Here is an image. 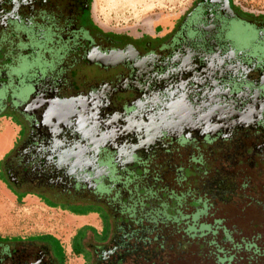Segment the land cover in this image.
<instances>
[{"label":"flooded vegetation","instance_id":"1","mask_svg":"<svg viewBox=\"0 0 264 264\" xmlns=\"http://www.w3.org/2000/svg\"><path fill=\"white\" fill-rule=\"evenodd\" d=\"M258 4L197 0L166 32L157 25L154 36L133 39L101 29L92 0H0V120L17 115L25 127L1 160L0 180L47 210L52 202L101 206L110 237L92 264H130L117 253L138 218L150 213L159 231L175 234L177 209L185 197L196 202L168 194L172 183L150 182L148 171L192 169L202 185L252 176L264 201ZM0 264L57 262L45 245L0 241Z\"/></svg>","mask_w":264,"mask_h":264},{"label":"rangeland","instance_id":"2","mask_svg":"<svg viewBox=\"0 0 264 264\" xmlns=\"http://www.w3.org/2000/svg\"><path fill=\"white\" fill-rule=\"evenodd\" d=\"M196 1L92 0V12L94 21L101 29L136 39L142 35H149L159 24H167L168 29L172 28ZM255 2H258L260 7L264 6V0H255ZM163 28L165 27L161 26L162 33L165 32ZM5 124L13 133V124L16 126V138L12 142V147L25 135L24 124L17 115L12 119L0 120V163L12 149L6 151L5 144L12 140L9 130L4 128ZM19 126L22 127L21 133L18 131ZM4 151L6 152L2 155ZM193 173L196 177L192 176ZM230 173L234 176V171ZM172 174L169 175L161 170L146 173L150 182L152 179H164L168 185L172 183L168 186L172 192H167L168 194L176 196L188 194L196 201L200 198L201 202L191 203L189 197H185L190 205L181 203L180 209H177L174 224L177 233L167 235L168 241L165 247L170 254L162 261L157 260L156 264H221L216 256H224L227 259L223 260L222 264H264V201L261 202L257 198L258 187L252 176L248 178L234 176L232 180L238 196L226 203L209 202L210 205L200 212L199 210L203 208L200 188L204 179L200 180L198 173L193 172L192 169H182L179 173L172 172ZM173 178L178 182H171ZM0 184H2L0 185L1 201L7 204L4 210L0 209V234L3 235L0 236V241L4 243L45 245L49 255L57 264H92V250L101 246L110 237L107 229L108 223L111 222L108 213H105V216L101 214V231L105 229L100 235H97L99 233L95 228L81 226L78 221H73L74 219L69 217V214L73 216L89 214L97 208L101 209V206L94 208L83 205L72 210L63 202H52L45 204L50 208L47 210L29 197L23 199L24 193L14 195V190L11 186H7L4 180H0ZM159 193V190L155 192V194ZM192 204H195L194 208ZM167 210L171 212L173 207L169 205ZM167 214L168 212H164V215ZM163 220L168 221L165 217ZM205 225L209 226V231ZM182 230L188 233L184 234ZM164 233L165 235L170 233L169 229ZM188 234H191L192 238H189ZM178 240L186 243L185 255L174 253Z\"/></svg>","mask_w":264,"mask_h":264},{"label":"trees","instance_id":"3","mask_svg":"<svg viewBox=\"0 0 264 264\" xmlns=\"http://www.w3.org/2000/svg\"><path fill=\"white\" fill-rule=\"evenodd\" d=\"M174 124L175 123H173V125ZM169 127H171V125H167V128ZM205 185H201V192L203 195H207V190L210 185V190L213 197L212 202L219 201L220 203H226L227 201L232 199L233 195H235V185L229 183L227 178L217 179L215 177L214 182L212 181L209 185ZM214 198H217L218 200H214ZM197 202L199 201L197 200L196 203ZM155 209L156 208H153L152 211H154ZM203 210L204 208L200 212H202ZM148 216L151 218V220L148 218H138V220L135 221L136 224L135 228H133L134 231L128 237V248L121 251L120 254L117 253V256L118 258H120V260L124 261L129 258L131 259L130 264H156L157 260L162 261L165 256H169V250H167L165 246L168 241L167 235L172 234L167 233L165 235L164 231H159L157 228L158 222L156 221V219L150 213ZM173 221L176 222V219H173ZM188 236H190L189 238H192L191 234H188ZM185 244L186 243L182 242V240H178L177 249L175 248L176 251H174V253L178 255H185L187 253L186 249H184ZM92 252L93 258H95L94 251L92 250ZM216 258L217 261L221 264L223 260H227L224 256H216Z\"/></svg>","mask_w":264,"mask_h":264},{"label":"crops","instance_id":"4","mask_svg":"<svg viewBox=\"0 0 264 264\" xmlns=\"http://www.w3.org/2000/svg\"><path fill=\"white\" fill-rule=\"evenodd\" d=\"M159 25H161V26H164V27H166L167 26V24H165V25H163V24H159ZM164 31L166 32L167 30H165L164 29ZM160 33H162V31L160 32ZM150 35H155V32L154 31H152V33H150ZM5 122H8V121H5ZM5 127L4 128H7L8 130H9V134L11 135V142H7L6 144H5V147H7V149H6V151L7 150H9L13 145H12V142L15 140V129H16V126L13 124V127H14V133H13V131L11 130V128L8 126V125H4ZM1 130V129H0ZM12 135H13V137H12ZM3 139V138H2ZM4 143H5V141H4ZM9 146V147H8ZM6 151H4L3 153H2V155L6 152ZM0 153H1V148H0ZM0 185H2V184H0ZM4 187V186H3ZM5 190V189H4ZM5 191H7V190H5ZM8 192V191H7ZM3 196V195H2ZM5 206H7V204H3V202L1 201V196H0V209L1 210H4V207ZM69 217H71V219H74L73 221H78L79 222V224L81 225V226H85V227H93V228H95V230L97 231V233H99V234H97V235H100L101 234V217H100V215L97 213V211H92L91 213H89V214H81V215H71V214H69ZM3 220H5L4 218H3ZM83 260V259H82Z\"/></svg>","mask_w":264,"mask_h":264},{"label":"bare ground","instance_id":"5","mask_svg":"<svg viewBox=\"0 0 264 264\" xmlns=\"http://www.w3.org/2000/svg\"><path fill=\"white\" fill-rule=\"evenodd\" d=\"M2 138V137H1ZM4 139V138H3ZM1 140V139H0Z\"/></svg>","mask_w":264,"mask_h":264}]
</instances>
